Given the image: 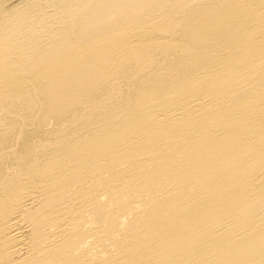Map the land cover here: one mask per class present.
I'll return each instance as SVG.
<instances>
[{
  "label": "bare ground",
  "instance_id": "bare-ground-1",
  "mask_svg": "<svg viewBox=\"0 0 264 264\" xmlns=\"http://www.w3.org/2000/svg\"><path fill=\"white\" fill-rule=\"evenodd\" d=\"M0 264H264V0H0Z\"/></svg>",
  "mask_w": 264,
  "mask_h": 264
}]
</instances>
